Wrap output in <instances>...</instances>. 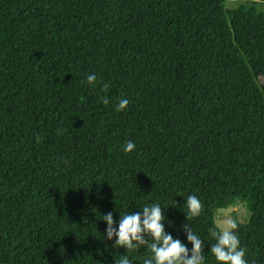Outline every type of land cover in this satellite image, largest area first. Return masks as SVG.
<instances>
[{"label": "trees", "instance_id": "trees-1", "mask_svg": "<svg viewBox=\"0 0 264 264\" xmlns=\"http://www.w3.org/2000/svg\"><path fill=\"white\" fill-rule=\"evenodd\" d=\"M225 1L0 0V264H142L101 215L152 202L205 264L216 212L245 203L264 264V10Z\"/></svg>", "mask_w": 264, "mask_h": 264}, {"label": "clouds", "instance_id": "clouds-1", "mask_svg": "<svg viewBox=\"0 0 264 264\" xmlns=\"http://www.w3.org/2000/svg\"><path fill=\"white\" fill-rule=\"evenodd\" d=\"M95 80V74L86 77V82L89 84ZM128 103L127 98H121L115 108L117 111L123 110ZM134 148L135 144L129 140L124 144L123 151L130 152ZM183 206L181 211L186 218L198 217L201 213L202 204L196 195H187L183 200ZM162 209L160 203L152 202L144 204L139 211L119 212V220L115 227H113L112 211L104 213L101 215V220L105 222L101 241L110 240L113 248L123 247L129 251L146 245L148 255L143 259L142 264H205L200 236L187 224H182V228L187 229L184 236L185 241L191 244L189 248L180 238L166 232L165 224H170V221L167 220ZM238 227L237 219L226 216L208 230L214 240L208 251L217 264H250L245 259L246 249L240 246L235 231ZM113 264H133V261L127 254H122L113 261ZM251 264H255V261H251Z\"/></svg>", "mask_w": 264, "mask_h": 264}, {"label": "rangeland", "instance_id": "rangeland-1", "mask_svg": "<svg viewBox=\"0 0 264 264\" xmlns=\"http://www.w3.org/2000/svg\"><path fill=\"white\" fill-rule=\"evenodd\" d=\"M240 4H244L247 7L253 6L258 10H264V2H258L254 0H226L224 3L225 8H233ZM249 210L247 205L243 202H240L234 206H228L224 209H219L215 214V222L218 223L221 219L226 216L235 218L240 223H246L249 218Z\"/></svg>", "mask_w": 264, "mask_h": 264}]
</instances>
